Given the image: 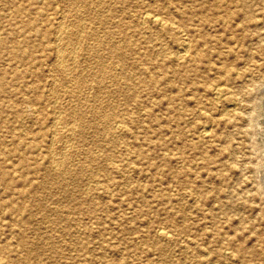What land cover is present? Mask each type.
<instances>
[{
	"label": "rangeland",
	"instance_id": "374dc122",
	"mask_svg": "<svg viewBox=\"0 0 264 264\" xmlns=\"http://www.w3.org/2000/svg\"><path fill=\"white\" fill-rule=\"evenodd\" d=\"M263 99L264 0H0V264H264Z\"/></svg>",
	"mask_w": 264,
	"mask_h": 264
},
{
	"label": "bare ground",
	"instance_id": "6f19581e",
	"mask_svg": "<svg viewBox=\"0 0 264 264\" xmlns=\"http://www.w3.org/2000/svg\"><path fill=\"white\" fill-rule=\"evenodd\" d=\"M79 4V3H78ZM75 5V4H74ZM85 6V5H84ZM84 6H83V8H84ZM65 8V7H64ZM78 8V7H77ZM75 9V8H74ZM73 9V10H74ZM82 9V8H81ZM71 12H72V10H71ZM74 13V12H73ZM80 13V12H79ZM150 13V12H149ZM149 13H147V12H145V13H143L142 14V20L144 21V24H145V21L146 22H151V23H154V24H156V25H162V21L158 18L159 16H157V15H155V14H149ZM77 15V14H76ZM64 17V16H63ZM86 17V16H85ZM64 19V18H63ZM163 20V19H162ZM63 21V20H62ZM58 23V22H57ZM171 23V22H170ZM173 24V23H172ZM58 25V24H57ZM61 24L59 23V26H60ZM76 25V24H75ZM173 25H175V24H173ZM67 26V25H66ZM172 26V25H171ZM83 27V26H82ZM59 28V27H58ZM57 28V29H58ZM65 28V27H64ZM62 26H60V28H59V30H58V33H57V30H56V33H57V39L56 40H58L57 42H58V44H59V42L60 41H62V38H64L65 37V35H66V28H65V30H62V29H64ZM84 28V27H83ZM72 29V28H71ZM69 30V29H68ZM182 30V29H181ZM72 32V31H71ZM180 32V31H179ZM68 35V34H67ZM75 35V34H74ZM84 35V34H83ZM53 36H55V35H53ZM67 37V36H66ZM79 37V36H78ZM77 37V38H78ZM76 38V37H75ZM72 41V40H71ZM80 41V40H79ZM56 42V43H57ZM66 42V41H65ZM67 43V42H66ZM79 45V44H78ZM108 45V44H107ZM60 46V45H59ZM66 47H67V45H65ZM183 46H185V45H183ZM188 46V45H187ZM61 47V46H60ZM62 47H64V46H62ZM79 47V46H78ZM88 47V46H87ZM186 47V46H185ZM57 49V51L58 50H60V49H58V47L56 48ZM187 49V48H186ZM184 50V49H183ZM61 51V53L60 52H57L58 53V55H60V54H62V51H64L65 52V50H60ZM68 51V50H67ZM78 51V50H77ZM80 51V50H79ZM186 51V50H185ZM187 52V51H186ZM55 53V52H54ZM60 53V54H59ZM71 53V52H70ZM93 53V52H92ZM181 54V53H180ZM179 54V55H180ZM186 54V53H185ZM58 55H56V57H58ZM182 55V54H181ZM69 56V55H68ZM77 56V55H76ZM183 56V55H182ZM177 57V56H176ZM59 58V57H58ZM62 58V57H61ZM98 58V57H97ZM66 59V58H65ZM183 59V58H182ZM63 60V59H62ZM59 61H61V59L59 60ZM77 61V60H76ZM70 62H71V60H70ZM56 63H58V62H56ZM63 63V62H62ZM76 64V63H75ZM63 65V64H62ZM61 64H59L58 63V69L61 71V73L62 74H67L68 72H66V69H67V71L68 70H70V69H68V68H65V67H63ZM57 66V65H56ZM65 66H66V64H65ZM73 67V66H72ZM116 68V67H115ZM87 69V68H86ZM81 71V70H80ZM47 72V71H46ZM69 74V73H68ZM67 74V75H68ZM66 75V76H67ZM237 75V74H236ZM102 76V75H101ZM57 79V78H56ZM70 80V79H69ZM98 82H99V80H98ZM53 86V85H52ZM79 87V86H78ZM263 87V86H262ZM224 88V87H223ZM223 88H220V87H217V88H215V91H213V92H215V94H216V96H218L219 98H221V96H223L226 92H225V90L223 89ZM248 89V88H247ZM76 90V89H75ZM74 90V91H75ZM83 90V89H82ZM81 90V91H82ZM50 91V90H49ZM214 94V93H213ZM59 99V98H58ZM214 100V99H213ZM264 100V99H263ZM58 101V100H57ZM53 102H54V100H53ZM217 102V101H216ZM79 104V103H78ZM55 105V104H54ZM72 105V104H71ZM63 106V105H62ZM67 106V105H66ZM70 106V105H69ZM61 107V106H60ZM258 108V107H257ZM63 113V112H62ZM70 113V112H69ZM198 113V112H197ZM66 114V113H65ZM74 114V113H73ZM62 115V114H61ZM56 116V115H55ZM250 116V115H249ZM104 117V116H103ZM68 119V118H67ZM58 120V119H57ZM66 121V120H65ZM105 122L107 123V121H106V119H105ZM205 122V121H204ZM72 123V122H71ZM69 124V123H68ZM56 125V124H55ZM71 125V124H70ZM110 126H112V125H110ZM120 126V124L119 125H116V126H114L115 128L114 129H116V128H118ZM124 126H126V125H124ZM204 126V125H203ZM209 127V126H208ZM55 128V127H54ZM57 128V127H56ZM64 128H66V127H64ZM111 128V127H110ZM52 129V128H51ZM112 129V128H111ZM110 129V130H111ZM69 131L71 132L72 131V129H69ZM202 131L203 130H201V133H202ZM205 131V130H204ZM208 131V130H207ZM72 134V133H71ZM204 134H205V132H204ZM52 135V134H51ZM197 135V134H196ZM203 136V135H202ZM201 136V137H202ZM71 137V136H70ZM52 138V137H51ZM54 140V139H53ZM65 141V140H64ZM58 142V141H57ZM71 142V141H70ZM49 145V144H48ZM50 145H51V143H50ZM55 145V144H54ZM63 145V144H62ZM260 145V144H259ZM67 147V146H66ZM125 147V146H124ZM49 149H50V147H49ZM52 149V148H51ZM67 149V148H66ZM69 149H70V147H69ZM49 151V150H48ZM50 152V151H49ZM58 152V151H57ZM62 152V151H61ZM53 153V152H52ZM65 155V154H64ZM53 156V155H52ZM67 157V156H66ZM53 158V157H52ZM64 159V158H63ZM60 160V159H59ZM62 160V159H61ZM60 160V161H61ZM73 160V159H72ZM55 161V160H54ZM53 161V162H54ZM112 163V162H111ZM108 164H109V162H108ZM55 168V167H54ZM54 170V169H53ZM84 170V169H83ZM64 173V172H63ZM44 174V173H43ZM92 184V183H91ZM95 185H97V184H95ZM100 186V185H99ZM87 187V186H86ZM87 192V191H86ZM164 232L163 231H160L159 232V234L160 235H164L163 234ZM166 235V234H165ZM179 244H181V243H179ZM229 253V252H228ZM204 254V253H203ZM225 254V253H224ZM208 256V255H207ZM205 264H217V263H213V262H211V261H209V260H207L206 262H205Z\"/></svg>",
	"mask_w": 264,
	"mask_h": 264
}]
</instances>
